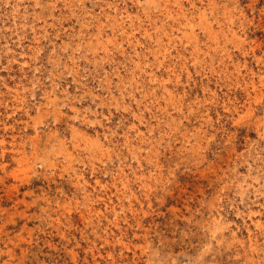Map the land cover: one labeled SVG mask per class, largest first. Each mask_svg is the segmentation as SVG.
<instances>
[{
  "label": "rangeland",
  "instance_id": "obj_1",
  "mask_svg": "<svg viewBox=\"0 0 264 264\" xmlns=\"http://www.w3.org/2000/svg\"><path fill=\"white\" fill-rule=\"evenodd\" d=\"M0 264H264V0H0Z\"/></svg>",
  "mask_w": 264,
  "mask_h": 264
},
{
  "label": "bare ground",
  "instance_id": "obj_2",
  "mask_svg": "<svg viewBox=\"0 0 264 264\" xmlns=\"http://www.w3.org/2000/svg\"><path fill=\"white\" fill-rule=\"evenodd\" d=\"M208 32H211L210 30ZM212 33V32H211ZM233 35L236 37L237 34L236 33H233ZM255 87V86H254ZM79 178V177H78ZM117 224V223H116ZM253 247V246H252ZM256 250V249H255Z\"/></svg>",
  "mask_w": 264,
  "mask_h": 264
}]
</instances>
